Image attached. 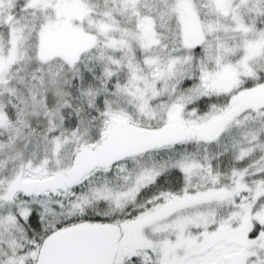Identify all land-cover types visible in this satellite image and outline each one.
<instances>
[{
	"label": "snow or ice",
	"instance_id": "snow-or-ice-1",
	"mask_svg": "<svg viewBox=\"0 0 264 264\" xmlns=\"http://www.w3.org/2000/svg\"><path fill=\"white\" fill-rule=\"evenodd\" d=\"M0 264H264V0H0Z\"/></svg>",
	"mask_w": 264,
	"mask_h": 264
}]
</instances>
